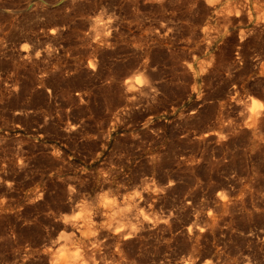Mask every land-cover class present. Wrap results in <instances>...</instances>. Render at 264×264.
I'll return each mask as SVG.
<instances>
[{
    "label": "rangeland",
    "instance_id": "obj_1",
    "mask_svg": "<svg viewBox=\"0 0 264 264\" xmlns=\"http://www.w3.org/2000/svg\"><path fill=\"white\" fill-rule=\"evenodd\" d=\"M60 249L264 264V0H0V264Z\"/></svg>",
    "mask_w": 264,
    "mask_h": 264
},
{
    "label": "bare ground",
    "instance_id": "obj_2",
    "mask_svg": "<svg viewBox=\"0 0 264 264\" xmlns=\"http://www.w3.org/2000/svg\"><path fill=\"white\" fill-rule=\"evenodd\" d=\"M251 116L255 121H259V117L256 115V110L253 109L251 112ZM220 199L223 200L225 194L223 192L220 193ZM126 235L130 236L131 231L125 233ZM59 258L63 260L64 264H84V262L79 259V251L76 249L75 251H68V249H60L59 251Z\"/></svg>",
    "mask_w": 264,
    "mask_h": 264
}]
</instances>
